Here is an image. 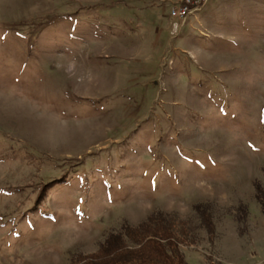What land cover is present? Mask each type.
Returning <instances> with one entry per match:
<instances>
[{
  "label": "rangeland",
  "instance_id": "obj_1",
  "mask_svg": "<svg viewBox=\"0 0 264 264\" xmlns=\"http://www.w3.org/2000/svg\"><path fill=\"white\" fill-rule=\"evenodd\" d=\"M176 1L0 0V264L161 213L191 264H264V0Z\"/></svg>",
  "mask_w": 264,
  "mask_h": 264
},
{
  "label": "trees",
  "instance_id": "obj_2",
  "mask_svg": "<svg viewBox=\"0 0 264 264\" xmlns=\"http://www.w3.org/2000/svg\"><path fill=\"white\" fill-rule=\"evenodd\" d=\"M262 174L264 177V169ZM254 187L255 198L264 212V182L258 181ZM204 208L200 205L195 210L200 212L204 227L213 236L212 214ZM186 242V229L180 227L176 218L161 213L110 234L95 253L73 264H191L181 249Z\"/></svg>",
  "mask_w": 264,
  "mask_h": 264
},
{
  "label": "built area",
  "instance_id": "obj_3",
  "mask_svg": "<svg viewBox=\"0 0 264 264\" xmlns=\"http://www.w3.org/2000/svg\"><path fill=\"white\" fill-rule=\"evenodd\" d=\"M208 2L209 0H177L171 6V17L174 21L185 22L190 16L205 7Z\"/></svg>",
  "mask_w": 264,
  "mask_h": 264
}]
</instances>
